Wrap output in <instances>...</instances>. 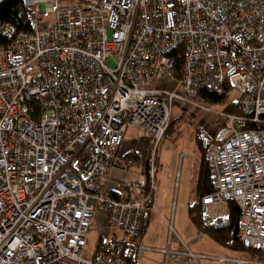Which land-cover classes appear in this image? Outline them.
Returning <instances> with one entry per match:
<instances>
[{"label": "built area", "instance_id": "2783aa9c", "mask_svg": "<svg viewBox=\"0 0 264 264\" xmlns=\"http://www.w3.org/2000/svg\"><path fill=\"white\" fill-rule=\"evenodd\" d=\"M24 3L28 30L0 21V264H128L102 250L83 255L96 213L107 220L100 237L113 228L124 234L139 264H259L193 253L172 222L165 249L145 246L140 230L143 214L157 210L156 153L174 108L228 87L239 91L241 115L219 114L206 151L213 191L201 199V219L211 225L234 202L237 238L264 253V0ZM164 79L172 89L155 87ZM130 127L149 140V184L146 175L108 178Z\"/></svg>", "mask_w": 264, "mask_h": 264}, {"label": "rangeland", "instance_id": "374dc122", "mask_svg": "<svg viewBox=\"0 0 264 264\" xmlns=\"http://www.w3.org/2000/svg\"><path fill=\"white\" fill-rule=\"evenodd\" d=\"M40 18L47 23L55 21L54 14H41ZM155 87L170 90L172 89V82L165 79L160 80L156 82ZM238 95L239 91L232 89L226 103L236 102ZM194 105L180 104L174 108L173 118L181 116L182 119L175 124L176 132L172 136L164 137L157 149V172L155 174L157 210L151 211V223L142 238V243L149 248L165 249L169 237L166 222H172L175 232L182 236L184 243L191 244L190 250L193 253L242 257L251 262L264 264V253L249 249L243 252H234L217 245L206 235H202V238L197 240L200 233L193 226L186 213V204L195 198V185L200 164V153L194 141L195 128L199 127L208 135L215 136L224 120L223 117L219 116L224 106H210L208 108L210 112L204 113L201 108L206 107V105L203 102L196 100ZM126 134L129 139H136V137L143 135L137 128L133 127H130ZM140 146L143 147L142 143ZM105 225H107L106 217L101 213H96L86 236V246L83 251L85 257L91 256L94 252L100 237L99 229ZM115 230L112 229L118 237L124 236ZM179 248L180 246L174 236L171 249L178 250ZM146 256L156 261H163V256L156 252H148ZM202 262L204 264H218L211 261Z\"/></svg>", "mask_w": 264, "mask_h": 264}, {"label": "trees", "instance_id": "16d2710c", "mask_svg": "<svg viewBox=\"0 0 264 264\" xmlns=\"http://www.w3.org/2000/svg\"><path fill=\"white\" fill-rule=\"evenodd\" d=\"M0 21L10 23L14 25L18 30H28V8L25 6L24 0H1ZM175 51L173 54L174 56H176L174 60V73L178 78H181L183 66L182 47H179ZM229 92L230 90L228 87H224L218 92H208L203 90L198 94V98L208 106L222 105L224 106L222 111L234 115H241V109L238 103H226ZM180 119H182L181 116L174 118L172 116L164 137L172 136L176 132L175 124L176 122L180 121ZM240 128L252 129L255 128V126L249 123H245L240 124ZM194 141L200 153V164L195 185V198L193 201L186 204V213L191 223L200 234L206 235L214 243L228 250L234 252H243L247 250V248H245L237 238V222L239 217V209L234 202H228V216L219 217L211 225L207 226L202 222L201 199L213 191L210 170L206 161V151L209 145L215 141V136H210L199 127H196L194 133ZM151 152L152 150L150 146L147 152L145 170L147 184H149L147 171L150 165ZM126 158L127 160H132V162L133 160L135 161L137 159V157H135L133 153L128 154ZM146 192L148 193V190ZM109 195L114 199H121L119 194L111 193ZM151 219L152 212L146 211L142 217V225L140 230L141 239L148 230ZM129 245L130 244H128L126 241H121V238L116 234H111L107 240H103L101 237L98 238L94 253L102 250L113 253L115 255H119L120 257L125 259L128 264H139L135 256L129 255V252L133 251V247H129Z\"/></svg>", "mask_w": 264, "mask_h": 264}, {"label": "crops", "instance_id": "0c3cea01", "mask_svg": "<svg viewBox=\"0 0 264 264\" xmlns=\"http://www.w3.org/2000/svg\"><path fill=\"white\" fill-rule=\"evenodd\" d=\"M139 131L142 133L141 130ZM141 143L144 149L140 146ZM149 148V140L144 134L140 137H136V139H129L126 134L125 140L118 150L109 169V180L125 179L129 181H137L140 176H145L146 159ZM130 153H133L135 157H137V159L135 161L133 160L131 164L127 162L126 158Z\"/></svg>", "mask_w": 264, "mask_h": 264}]
</instances>
